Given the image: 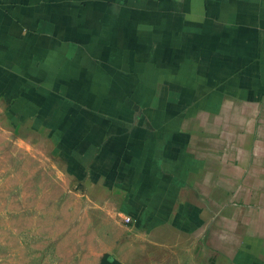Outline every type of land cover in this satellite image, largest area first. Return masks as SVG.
Segmentation results:
<instances>
[{"label": "crops", "instance_id": "obj_1", "mask_svg": "<svg viewBox=\"0 0 264 264\" xmlns=\"http://www.w3.org/2000/svg\"><path fill=\"white\" fill-rule=\"evenodd\" d=\"M1 111L132 226L264 264V0H0Z\"/></svg>", "mask_w": 264, "mask_h": 264}, {"label": "rangeland", "instance_id": "obj_2", "mask_svg": "<svg viewBox=\"0 0 264 264\" xmlns=\"http://www.w3.org/2000/svg\"><path fill=\"white\" fill-rule=\"evenodd\" d=\"M44 130L0 112V264H203L190 239L126 223Z\"/></svg>", "mask_w": 264, "mask_h": 264}, {"label": "built area", "instance_id": "obj_3", "mask_svg": "<svg viewBox=\"0 0 264 264\" xmlns=\"http://www.w3.org/2000/svg\"><path fill=\"white\" fill-rule=\"evenodd\" d=\"M123 220H124L126 223L131 222V218H130V216H127V215L124 216Z\"/></svg>", "mask_w": 264, "mask_h": 264}]
</instances>
